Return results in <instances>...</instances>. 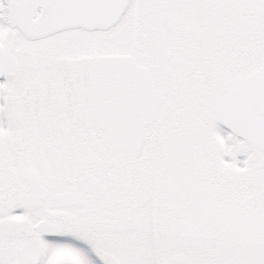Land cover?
I'll use <instances>...</instances> for the list:
<instances>
[{
  "label": "snow or ice",
  "instance_id": "snow-or-ice-1",
  "mask_svg": "<svg viewBox=\"0 0 264 264\" xmlns=\"http://www.w3.org/2000/svg\"><path fill=\"white\" fill-rule=\"evenodd\" d=\"M0 264H264V0H0Z\"/></svg>",
  "mask_w": 264,
  "mask_h": 264
}]
</instances>
